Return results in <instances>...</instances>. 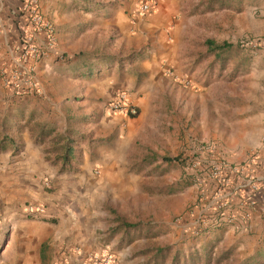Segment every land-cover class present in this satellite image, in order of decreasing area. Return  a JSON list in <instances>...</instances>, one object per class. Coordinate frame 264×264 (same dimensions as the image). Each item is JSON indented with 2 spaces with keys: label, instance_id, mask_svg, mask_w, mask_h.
<instances>
[{
  "label": "crops",
  "instance_id": "0c3cea01",
  "mask_svg": "<svg viewBox=\"0 0 264 264\" xmlns=\"http://www.w3.org/2000/svg\"><path fill=\"white\" fill-rule=\"evenodd\" d=\"M141 1L39 0L41 12L56 29L55 46L35 63L41 92L10 95L0 78L10 95L0 111V264H87L89 254L102 248L115 261L118 251L148 239L160 243L164 232L177 230L172 221L166 226L167 220L148 221L145 215L125 218L116 206L118 200L146 194L145 185L139 184L148 177L169 183L154 194L160 197V212L171 216L182 190L177 188L176 169L167 172V167H190L188 152L181 158L175 153L177 135H154L168 146L147 148L135 142L146 127L156 125L151 112L155 95L170 85L192 97L195 87L190 77L180 75L178 28L170 26L178 0H148L151 9L145 13L138 12ZM21 2L0 0V70L10 64L9 47L19 41L25 26ZM251 83L262 88L254 89L248 108L230 122L226 117L218 120L217 129L226 134V125L234 126L236 153L227 157L242 164L253 155L247 170L264 178V80ZM119 91L126 92L137 115L109 108ZM186 173L190 183L211 181ZM229 175L224 196L237 210L251 194L240 177ZM238 187V194H232ZM256 194L261 198L249 220L238 228L206 230L188 240L189 250L236 246L243 247L241 263L264 260V179ZM30 204L44 210H29ZM123 223L140 224L141 234L127 242L121 238Z\"/></svg>",
  "mask_w": 264,
  "mask_h": 264
},
{
  "label": "rangeland",
  "instance_id": "374dc122",
  "mask_svg": "<svg viewBox=\"0 0 264 264\" xmlns=\"http://www.w3.org/2000/svg\"><path fill=\"white\" fill-rule=\"evenodd\" d=\"M211 1H177L178 6L171 17L170 26L178 28L177 35L183 55V67L179 72L181 77L185 75L190 77L195 85L193 96L182 89L165 86L163 92L155 95L151 104V112L156 114L154 116L156 125L146 127L135 141L139 146L147 148L150 145L168 146L167 141L157 142L154 137L167 131L171 136L178 137L175 149L178 157L181 158L188 152L190 158L188 165L190 166L191 160L199 159V166L193 168L190 166L188 170L179 165L167 167V172L169 169H176L177 188L182 190L176 195V212L171 213V216L167 212V214L160 212L157 204L160 197L154 194V190L160 188L158 186L164 188L169 183L151 182L148 177L145 183L139 184L141 187L145 185L146 194L122 199L121 202L118 200L116 205L125 218H141L145 215L148 221L167 220L166 226L172 221L175 226L177 225V230L171 235L164 232L160 243L148 239L139 247L118 251L114 264H142L149 254H139V251L160 245L169 246L172 252L189 251L188 240L199 235L194 231L195 219L199 213L207 209L217 190L223 187L214 181L208 183L204 179V183H190L185 180V176L188 175L186 172L197 173L199 179L201 177L199 174L205 176L204 172L199 170L205 168L204 160L207 158L231 162L227 155L236 153L234 147L239 137L233 133V125H226V134L219 133L218 120L226 117V121L230 122V119L236 116V112L244 107L248 108L249 98L254 89L262 88L261 85L256 88L251 82L257 81L259 84L260 80H264V0H217L210 5ZM171 30L173 28L169 32ZM206 39H211L217 44L228 42L233 47L220 60H215L213 55L204 56ZM6 57L8 59V55ZM223 59L225 67L220 70ZM9 96L0 85V111L5 110ZM205 141L215 143V150L212 153L202 152L201 146ZM104 202L113 206L111 199L106 198ZM230 247L214 248V258L222 252H227L228 258L219 264H243L240 261L243 247L242 249Z\"/></svg>",
  "mask_w": 264,
  "mask_h": 264
},
{
  "label": "built area",
  "instance_id": "2783aa9c",
  "mask_svg": "<svg viewBox=\"0 0 264 264\" xmlns=\"http://www.w3.org/2000/svg\"><path fill=\"white\" fill-rule=\"evenodd\" d=\"M150 9L151 3L148 0L141 1L138 5V12L145 13L150 11ZM20 16L24 19L25 26L20 30L19 41L9 47V66L2 67L0 70L1 84L13 96L23 95L31 91L38 94L41 92L35 75V63L43 56L46 50L52 49L56 44L55 25L52 20L41 12L39 0H22ZM3 28V16L0 9V30ZM109 108L112 111L128 116H135L138 113L137 107L128 101L127 94L124 91H119L116 94L115 98L109 103ZM261 143L264 144V132L261 136ZM201 150L205 153H212L215 150V145L203 143ZM252 159L253 155H250L242 164L231 163L218 158H207L204 160L206 166L199 171L204 172L208 180L218 183L223 188L217 190L207 209L199 213L195 219L193 226L195 234L212 229L211 227H206L205 215L214 210L223 213L219 218V225L238 228L250 219L251 209L256 206L257 200L254 198L243 199L239 202V208L233 210L230 202L225 200L226 196H224V193L226 192L225 188L230 185L229 174L240 177L242 179V187L247 188L249 194L257 192L258 183L264 178L248 172V165L252 162ZM199 162V159L191 160L190 166L192 168L199 166ZM197 182L201 183L200 181ZM239 188H236L231 193L238 194ZM28 209H36L39 213L44 210L42 206L32 204L28 206ZM198 225L200 227H197ZM87 264H114V258L108 248H102L89 254Z\"/></svg>",
  "mask_w": 264,
  "mask_h": 264
},
{
  "label": "trees",
  "instance_id": "16d2710c",
  "mask_svg": "<svg viewBox=\"0 0 264 264\" xmlns=\"http://www.w3.org/2000/svg\"><path fill=\"white\" fill-rule=\"evenodd\" d=\"M217 0H212L210 2V5L216 3ZM212 7V6H211ZM209 8V7H208ZM206 45V52L204 54L205 57H208L210 55L214 56L215 60H220L222 56L226 52L229 51L230 48L233 46L229 44L228 42H222L221 44L215 43L211 39L205 40ZM225 59L222 60L220 64V70H222L225 67L224 63ZM68 151L65 152L64 156L68 157ZM256 194V193H254ZM259 195H250V198H254L255 200H258L261 198ZM223 215L222 212H219L217 210H214L207 215H205L207 225L206 227L211 228H217V227H224L226 225H219V218ZM222 223V222H221ZM125 228L124 233L122 234L123 239H127L126 241L129 242L131 239H133L137 234H141L139 231L140 224H133V223H123L122 224ZM197 227H200L199 225ZM208 229V228H207ZM139 254L148 255L147 258L142 262V264H211V262H214L215 264H219L222 260L228 258L227 252H222L219 255H216L214 258L213 255V249L212 247L204 248L202 251H198L197 249L189 250L188 252H181L180 250L171 251V248L169 246L165 247H155V248H146L141 251H139ZM243 264H264V260H261L260 262H245Z\"/></svg>",
  "mask_w": 264,
  "mask_h": 264
}]
</instances>
